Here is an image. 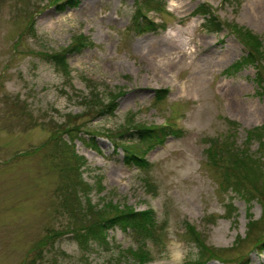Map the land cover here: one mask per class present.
<instances>
[{"label":"rangeland","instance_id":"374dc122","mask_svg":"<svg viewBox=\"0 0 264 264\" xmlns=\"http://www.w3.org/2000/svg\"><path fill=\"white\" fill-rule=\"evenodd\" d=\"M76 1L0 0V264H129L130 231L74 237L102 219L74 199L87 184L100 209L155 211L147 264L193 261L199 248L206 264H264V27L247 13L260 16L264 0H155L161 25L143 32L132 27L136 7L158 15L139 0ZM81 33L92 46L67 50ZM62 53L68 72L51 59ZM95 92L104 103L118 93L113 112L92 104ZM161 124L176 133L146 152L148 166L127 164L136 128ZM213 147L227 150L219 167Z\"/></svg>","mask_w":264,"mask_h":264},{"label":"trees","instance_id":"16d2710c","mask_svg":"<svg viewBox=\"0 0 264 264\" xmlns=\"http://www.w3.org/2000/svg\"><path fill=\"white\" fill-rule=\"evenodd\" d=\"M66 3L70 5L71 7H74L77 5L76 0H66ZM139 3H140L139 4L140 6H143V7L146 6L147 10H160V7L158 6V2H156L155 0H139ZM61 4L59 5V7L60 9H63L64 8L63 5L65 4L63 5ZM197 12H200L203 14H206L209 12L211 13L210 8L204 5L198 7ZM154 25L155 24L152 20L145 18V14L141 12V7H136L134 15H133L132 27L139 32H143L146 30L154 29L155 28ZM207 25L209 28H213L215 30L221 28L220 22L217 21L215 16L213 15H211L210 19L208 20ZM259 44H260L259 41L255 40L254 47L257 51L262 52L261 50L262 46ZM87 46H92V42L88 37H86L84 34L81 33L78 35H74L72 37L71 48L67 50H73L76 52H80ZM65 56L66 55L64 53H62L61 55L56 54V55L51 56V59H53L56 64L61 63L64 68V71L68 72L67 64L65 63ZM250 58H252V53L242 58V60H239L238 62H236L234 67L240 68L244 63H249L251 61ZM259 79L261 80V77L257 75L255 81L259 85H262V82L259 81ZM166 92H167L166 89L156 90V93L154 96L155 99L156 100L162 99L166 95ZM117 96H118V93L111 94V92H109V96H108L109 98L107 100V103H104V101L101 100V96H99V92H95L92 97L94 100L93 101L94 103L92 104L95 105L96 104L95 102L99 101V104H101V107L104 106V111L110 113V112H113L115 108V105H116L115 99ZM87 101H89V99ZM262 130H263V127H255L251 130H248L247 132H250L249 133L250 138L254 136L258 138L260 141L262 137L261 135L263 134ZM171 132L176 133L175 130H171L170 127L165 126V125L164 126L163 125L161 126L141 125L137 127L135 130V136L138 138L139 141L134 143L136 147L132 149H130L129 146L123 147L126 153L124 156L125 162L127 164L133 163L139 166H144L145 165L144 155L146 154V152L150 150L151 148L155 147L156 145L162 144L165 141L167 135H169V133ZM141 144H143L142 148H140ZM259 148H260V144H259ZM225 154H227V150H220V149L213 147V149L211 150V153H209V157L212 158L213 166L219 167L218 163L219 161L221 162L223 160V156ZM250 158L252 157L250 156ZM75 161L77 162V165H82L81 157L77 156ZM261 165H263V162H261L260 164V175H262L264 171V167ZM238 166L245 167V160L240 159L238 160V163L234 164V166L230 168L226 167L225 169L226 174H227V171L231 173L230 169L232 168L239 169V168H236ZM76 175H79V174H76ZM225 181L229 182L230 179L227 176L221 177L220 183L224 184ZM79 183H81L80 179H79ZM83 186L84 187H82V191H78V190L74 191V195H75L74 199H76V202L80 204L81 206L80 212L84 211L86 213H90V209L95 208V210L98 212V215L102 216L101 217L102 219L100 222L93 221L92 224H89L88 226H85L84 228H81L80 230H72L73 235L77 239V241H79L80 243H83L84 241L86 242L89 241V243L90 241H92V243H94V241H97V242L101 240L105 241V238L107 235L106 232L115 226L123 230L130 229L135 234V239L138 242V246L136 249H133L130 247L125 250L132 258V261H130L129 264H146L147 262H149L152 259V257L148 256V252L144 250L143 244H146L147 240H151V241L155 240V237L153 234V227H154L153 211L151 209H144V210L137 211V210L132 209L131 207H126V206H124V208L121 209L118 206L108 205V204H103L104 208L100 209L97 207V205L95 206L94 204H91V198L87 196V192L90 188V185L87 184ZM80 193H85V198L83 201L81 200V196L79 195ZM110 211H113V213L109 214ZM80 219H82V217H80ZM192 228L193 226H191L190 224L186 225V229L188 233L190 234H192L191 233ZM54 236H51L50 238H53ZM56 236H58V234ZM46 241L48 242V238L45 239L43 244H45ZM204 255L205 254L203 253V250L202 249L200 250L199 248L198 257L193 261L192 260L186 261L183 264H204L205 261L207 260V258H205Z\"/></svg>","mask_w":264,"mask_h":264},{"label":"bare ground","instance_id":"6f19581e","mask_svg":"<svg viewBox=\"0 0 264 264\" xmlns=\"http://www.w3.org/2000/svg\"><path fill=\"white\" fill-rule=\"evenodd\" d=\"M182 91V90H181Z\"/></svg>","mask_w":264,"mask_h":264}]
</instances>
